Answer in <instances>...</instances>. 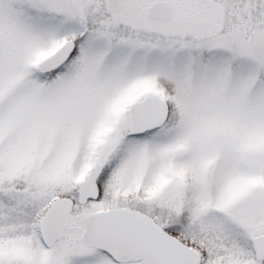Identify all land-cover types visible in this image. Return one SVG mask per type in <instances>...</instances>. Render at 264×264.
Wrapping results in <instances>:
<instances>
[{
	"label": "snow or ice",
	"instance_id": "snow-or-ice-1",
	"mask_svg": "<svg viewBox=\"0 0 264 264\" xmlns=\"http://www.w3.org/2000/svg\"><path fill=\"white\" fill-rule=\"evenodd\" d=\"M0 264H264V0H0Z\"/></svg>",
	"mask_w": 264,
	"mask_h": 264
}]
</instances>
